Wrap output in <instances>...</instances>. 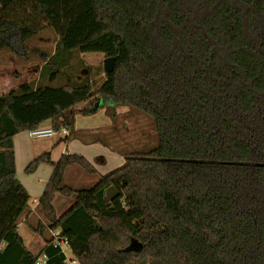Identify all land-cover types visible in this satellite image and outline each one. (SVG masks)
<instances>
[{"label":"trees","instance_id":"16d2710c","mask_svg":"<svg viewBox=\"0 0 264 264\" xmlns=\"http://www.w3.org/2000/svg\"><path fill=\"white\" fill-rule=\"evenodd\" d=\"M56 1L0 0V55L26 57ZM75 50L114 58L113 70L96 87L56 82ZM96 100L148 116L157 146L123 154L90 189L62 184L71 166L95 175L82 157L34 159L26 174L53 168L37 236L56 231L77 264H264V0H86L38 78L0 94V264H66L51 240L33 254L18 235L30 197L12 141L46 121L72 133L76 108ZM56 195L75 197L59 217Z\"/></svg>","mask_w":264,"mask_h":264},{"label":"crops","instance_id":"0c3cea01","mask_svg":"<svg viewBox=\"0 0 264 264\" xmlns=\"http://www.w3.org/2000/svg\"><path fill=\"white\" fill-rule=\"evenodd\" d=\"M12 62L14 63L16 61ZM44 62L45 61L41 62L39 66L41 67ZM25 64L29 65L30 62L26 61ZM12 76L16 78L21 77L18 73ZM36 76H38V74ZM5 79L6 75L1 76L3 88L0 90V94H4L22 84L35 81L37 77L36 79L34 77L32 80L18 84L17 86H11L10 83L5 86ZM88 106L90 108H88ZM87 108L91 111L89 114L84 115L79 112L81 110H87ZM130 112L128 107L113 106L111 103L106 106L103 102L101 103V100H96L89 104L83 103L76 108L72 133L68 132L67 135H64L61 132H56L54 135L46 138H30L27 136L26 132H23L13 137L15 176L27 191L33 204L31 207L29 206V211L19 218L17 224L18 235L28 251L33 254L40 253L44 241H52V232H56L46 229L41 236H37L32 230L38 223H41L45 227L47 226L42 218L38 200L51 176L53 168L49 164H39L32 173L26 174L25 169L28 164L43 154L49 155L51 163H56L65 155L82 157L92 167L95 175L91 176L86 174L78 166L67 168L63 175L62 184L72 190H76L71 188L68 184H65V181L69 178L68 176L72 175L74 178L80 179L82 173L85 176H91L96 179L98 175H104L123 164V154H120L111 143L117 141L123 142L126 139H124L122 135L126 132L124 129H127L126 124L128 121L125 122V120H129L128 117L130 116H128V114ZM40 126L42 128H48L50 127V123L46 121ZM100 133L104 134L101 136L102 139L98 136ZM78 170H80L81 173ZM56 196L53 199L52 206L56 216L59 217L65 211L62 212L61 215L57 214L55 207ZM56 204L63 208L67 204V201L60 199ZM69 256L72 255L69 253Z\"/></svg>","mask_w":264,"mask_h":264},{"label":"rangeland","instance_id":"374dc122","mask_svg":"<svg viewBox=\"0 0 264 264\" xmlns=\"http://www.w3.org/2000/svg\"><path fill=\"white\" fill-rule=\"evenodd\" d=\"M85 7L86 0H57L52 3L51 10L55 16L54 24L51 28L46 29L42 35L30 39L27 42V56L23 58H16L12 53H2L0 55V90L3 88L1 76L6 75L5 86L8 83H10L11 86H17L18 84L32 80L34 77L35 79L36 77L38 78L36 75L40 70L39 64L50 58L54 50L55 42L63 36L68 27L77 18L80 11ZM11 60L16 62L13 63ZM26 61H29L30 64H25ZM103 61L104 58L102 54L80 53L75 50L72 51L70 63L68 65L70 69H67V67L66 70L56 73L54 66H49L45 73L48 77L51 74L56 73V82L60 79L65 81L64 78L67 77V75H73V77L76 75L80 79L85 78L89 82L94 83L93 86L96 87L100 84L103 78ZM16 73H18L21 77L16 78L12 76ZM130 111L131 112L128 114V116H130L128 117L129 120H125V122L128 121L126 124L127 129H124L126 132L122 135V137L126 139L124 141L122 140L123 142L117 141L111 144L115 146L116 150H118L120 154L146 153L157 146L153 121L143 113L133 110ZM114 127L117 131L115 125ZM103 135L104 134L100 133L98 136L102 139L101 136ZM68 177L69 178H67L65 184H68L71 188L76 190L90 189L97 182V178L95 179L91 176H85L82 173L80 179L74 178L72 175ZM60 199L67 201V204L63 208L56 204ZM74 201V195L71 197L56 196L55 207L57 214L61 215V213L66 211L74 203ZM31 205L33 204L30 199L29 206L31 207Z\"/></svg>","mask_w":264,"mask_h":264},{"label":"built area","instance_id":"2783aa9c","mask_svg":"<svg viewBox=\"0 0 264 264\" xmlns=\"http://www.w3.org/2000/svg\"><path fill=\"white\" fill-rule=\"evenodd\" d=\"M56 132H61L64 135H67L68 131L65 129H61ZM52 130L51 127L48 128H42L41 126H38L37 128L33 130L26 131V134L30 138H46L54 135L56 133ZM52 242L54 246H58L60 249V253L64 256L66 264H77V261L72 257L69 256V249L67 248V243L65 240L60 239L58 237L57 232H52ZM71 254V253H70ZM46 260V256L44 254H41L40 257L37 259L35 264H44Z\"/></svg>","mask_w":264,"mask_h":264},{"label":"water","instance_id":"95a60500","mask_svg":"<svg viewBox=\"0 0 264 264\" xmlns=\"http://www.w3.org/2000/svg\"><path fill=\"white\" fill-rule=\"evenodd\" d=\"M114 66V58H105L103 61V71L104 73H109L113 70ZM142 245L139 244L137 241L132 240L127 247V250H139L141 249Z\"/></svg>","mask_w":264,"mask_h":264}]
</instances>
